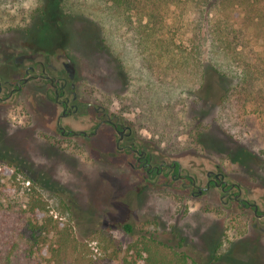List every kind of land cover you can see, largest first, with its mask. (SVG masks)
Instances as JSON below:
<instances>
[{
    "label": "rangeland",
    "instance_id": "rangeland-1",
    "mask_svg": "<svg viewBox=\"0 0 264 264\" xmlns=\"http://www.w3.org/2000/svg\"><path fill=\"white\" fill-rule=\"evenodd\" d=\"M108 10L104 0L0 3V76L16 79L36 58L55 66L54 73L67 78L68 86L75 83L84 104L60 125L88 131L95 112L85 104L100 106L131 127L135 142L153 161L178 160L202 186L205 171L219 166L229 182L239 184L242 196L264 211L259 111H236L238 118L226 126V133V111L212 106L210 99L195 102L190 72L181 74L177 67L164 71L162 62L148 71L135 54V34L125 15L115 18ZM189 40H183L187 48ZM263 44L260 38L255 48ZM64 62L73 66V80ZM213 77V91L232 85ZM257 84L264 87V77ZM60 112V105L45 97V87L34 81L14 100L0 101V224H9L2 205L11 207L9 218L19 215L33 188L39 187L52 209L49 214L58 215L54 193L70 205L78 239L95 247L103 232L116 239L121 252L112 264L133 257L130 244L150 234L174 246L181 242L180 249L197 264H264V224L252 227V208L225 205L213 188L192 195L180 180L147 176L131 166L133 155L116 153L117 136L107 126L91 137L61 136L56 123ZM241 156L248 163L242 164ZM124 222L134 232H125L120 225Z\"/></svg>",
    "mask_w": 264,
    "mask_h": 264
},
{
    "label": "trees",
    "instance_id": "trees-1",
    "mask_svg": "<svg viewBox=\"0 0 264 264\" xmlns=\"http://www.w3.org/2000/svg\"><path fill=\"white\" fill-rule=\"evenodd\" d=\"M104 2L110 15L119 19L125 15L135 34V54L148 71L152 72L156 63L162 62L164 71L177 67L181 74L190 72L195 102L210 99L212 106H221L226 111L222 117L226 133H229L226 126L238 118L234 113L247 110L259 111L264 134V87L257 84L264 77V44L261 49L255 48L260 38L264 42V0ZM184 37L190 39V48L183 44ZM212 77L227 79L232 85L213 91ZM240 162L248 163L242 156ZM38 188H33L19 215L9 218L11 207L1 206L9 224H0V264H112L118 258L121 251L115 238L103 232L96 247L78 239L73 231L70 205L62 195L54 193L58 196L54 206L58 215L49 214L52 209ZM120 225L127 233L134 232L130 223ZM181 246V242L174 246L153 234L143 235L129 246L135 255L130 259L124 257L123 262L197 264Z\"/></svg>",
    "mask_w": 264,
    "mask_h": 264
},
{
    "label": "flooded vegetation",
    "instance_id": "flooded-vegetation-1",
    "mask_svg": "<svg viewBox=\"0 0 264 264\" xmlns=\"http://www.w3.org/2000/svg\"><path fill=\"white\" fill-rule=\"evenodd\" d=\"M24 60V58H23ZM63 67L67 72L70 80L74 78V68L69 62H64ZM49 69L52 71L49 72ZM55 66L44 63L40 59H33L32 64L28 65L21 76L18 78L0 76V101L7 102L8 100H14L22 91L23 86L29 82H36L39 88L45 87V97L51 102H55L60 105L61 112L56 119L57 130H59L61 136H83L91 137L95 136L98 130L107 126L111 128L117 136L115 140L116 153L131 154L135 157V163L131 164L132 167L143 169L147 176H151L152 173L155 176H169L172 180H180L182 185L191 189L192 195H197L200 188H206L202 190V194L207 193L210 189H216L219 191L220 200L225 205L232 203L239 204L242 208H252L253 228H256L258 222L264 224V211L260 210L255 201H249L242 196V191L238 183L229 182L226 179V173L222 168L216 166V170H207L206 181L204 186L199 181L197 184V177L190 175L187 170H182L180 162L178 160H172L166 162L164 159L159 161H153L152 155L148 154L142 149L131 135V127L124 124L117 117H111L107 114L102 107L94 105L92 103H86L85 108L88 110L91 108L95 113L90 124L89 130L84 129H71L67 126L60 125V120L70 117L75 114L84 106L80 101L79 96L75 90V83L71 81L68 86V80L65 77L57 76L55 72ZM14 73H21V70L14 69ZM73 75L71 78L70 75ZM27 79V80H24ZM85 109V112H87ZM82 131L80 134L74 132ZM146 176V175H145ZM264 231V228H261Z\"/></svg>",
    "mask_w": 264,
    "mask_h": 264
},
{
    "label": "water",
    "instance_id": "water-1",
    "mask_svg": "<svg viewBox=\"0 0 264 264\" xmlns=\"http://www.w3.org/2000/svg\"><path fill=\"white\" fill-rule=\"evenodd\" d=\"M71 76V78L73 77V75L71 74L70 75ZM24 80H27V79H24ZM82 131H78V132H74V133H76V134H80ZM206 188L204 187V188H200L199 189V191L197 192V195H201L202 194V190H205Z\"/></svg>",
    "mask_w": 264,
    "mask_h": 264
}]
</instances>
